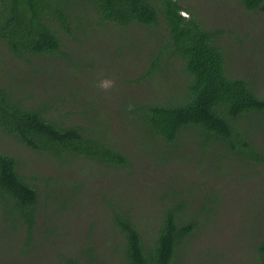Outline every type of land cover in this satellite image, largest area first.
I'll return each mask as SVG.
<instances>
[{
    "label": "rangeland",
    "instance_id": "obj_1",
    "mask_svg": "<svg viewBox=\"0 0 264 264\" xmlns=\"http://www.w3.org/2000/svg\"><path fill=\"white\" fill-rule=\"evenodd\" d=\"M179 2L188 10L183 16L193 14L207 29L221 31L229 72L252 79L264 93V9L248 11L237 0ZM62 38V54L29 61L0 43V82L34 102L63 106L71 122H86L84 109L98 114L131 165H60L0 130V150L12 152L24 172L39 177L42 190L32 235L22 222L5 220L0 204V264H59L61 256L79 257L91 244L105 264H122V237L111 224L117 206L148 237L176 202L197 220L179 264H256L255 246L264 233V165L249 167L226 151L223 158L213 148L204 151L191 133L167 151L157 150L151 139L141 142L140 132L135 136L127 106L183 90L174 68L141 78L160 44L155 32L104 26ZM255 135L264 145V126Z\"/></svg>",
    "mask_w": 264,
    "mask_h": 264
},
{
    "label": "trees",
    "instance_id": "obj_2",
    "mask_svg": "<svg viewBox=\"0 0 264 264\" xmlns=\"http://www.w3.org/2000/svg\"><path fill=\"white\" fill-rule=\"evenodd\" d=\"M237 1L248 11L264 9V0ZM183 11L188 10L179 0H0V43L13 57L29 61L62 54V35L73 37L78 30L150 28L160 44L141 78L174 68L184 83L179 93L135 100L126 107L138 130L135 136L139 138L140 132L141 142L151 139L157 150L167 151L191 133L204 151L213 148L222 158L226 151L249 167L263 166L264 145L255 140V130L264 126V93L252 79L229 72L221 31L207 29L193 14L183 16ZM19 91L0 82V130L6 136L60 165L130 167L129 157L119 150L98 114L84 109L87 121L71 122L63 106L34 102ZM11 153L0 150V204L5 220L12 225L22 222L32 235L42 191L39 177L24 172ZM111 224L122 237V264H179L181 247L197 220L186 205L176 202L148 237L118 206ZM255 252L256 264H264V233ZM59 264L105 263L91 244L79 257L61 256Z\"/></svg>",
    "mask_w": 264,
    "mask_h": 264
}]
</instances>
